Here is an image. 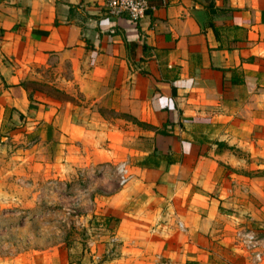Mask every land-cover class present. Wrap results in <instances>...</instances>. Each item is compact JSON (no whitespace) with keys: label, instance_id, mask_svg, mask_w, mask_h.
Instances as JSON below:
<instances>
[{"label":"crops","instance_id":"0c3cea01","mask_svg":"<svg viewBox=\"0 0 264 264\" xmlns=\"http://www.w3.org/2000/svg\"><path fill=\"white\" fill-rule=\"evenodd\" d=\"M149 1L135 22L106 0H0L22 177L101 173L85 241L0 264H264L235 242L264 221L242 191L264 200V0Z\"/></svg>","mask_w":264,"mask_h":264},{"label":"rangeland","instance_id":"374dc122","mask_svg":"<svg viewBox=\"0 0 264 264\" xmlns=\"http://www.w3.org/2000/svg\"><path fill=\"white\" fill-rule=\"evenodd\" d=\"M3 136H10L6 129L0 132V257L61 242L72 243L75 239L85 241L91 223L87 214L93 208L90 181L96 180L100 171L65 169L60 164L57 172L46 174L43 179H25L19 170L24 161L18 152L21 146ZM242 191L255 198V211L263 215L264 200L254 192ZM243 225L239 231L264 235L262 220ZM238 232L235 242L246 249Z\"/></svg>","mask_w":264,"mask_h":264},{"label":"built area","instance_id":"2783aa9c","mask_svg":"<svg viewBox=\"0 0 264 264\" xmlns=\"http://www.w3.org/2000/svg\"><path fill=\"white\" fill-rule=\"evenodd\" d=\"M106 5L112 15L127 16L135 22L141 20L152 7L149 0H106ZM118 174L121 185L127 184L132 178V174L125 163L119 165ZM238 235L243 238L244 246L254 256L255 260L263 261L264 235L257 231H239Z\"/></svg>","mask_w":264,"mask_h":264}]
</instances>
